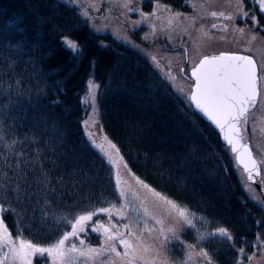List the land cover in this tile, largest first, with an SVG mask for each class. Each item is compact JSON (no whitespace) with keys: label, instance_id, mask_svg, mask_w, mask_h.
<instances>
[{"label":"trees","instance_id":"obj_1","mask_svg":"<svg viewBox=\"0 0 264 264\" xmlns=\"http://www.w3.org/2000/svg\"><path fill=\"white\" fill-rule=\"evenodd\" d=\"M80 8L76 0H0V209L12 237L20 229L48 246L70 231L65 219L119 202L113 166L83 125L82 100L95 81L100 125L120 159L193 215L194 228L179 238L184 246L171 243V258L187 262L193 248L208 264H240L264 242V211L247 197L230 149L141 52L90 28ZM241 23L236 28L246 29ZM145 33L141 27L133 35ZM64 39L82 51L73 56ZM220 227L233 239L198 242L199 233Z\"/></svg>","mask_w":264,"mask_h":264},{"label":"rangeland","instance_id":"obj_2","mask_svg":"<svg viewBox=\"0 0 264 264\" xmlns=\"http://www.w3.org/2000/svg\"><path fill=\"white\" fill-rule=\"evenodd\" d=\"M148 1L131 0L128 3V0H98L91 3L92 0H76V3L81 5L79 11L90 28L97 32H110L119 41L141 52L185 103L189 104L188 96L192 91L191 68L204 56L221 53L252 55L261 75V70L264 69V26L260 20L258 25L254 26L251 19L252 16L257 15L254 9V3L257 4V0H187L186 6L182 0H170L169 3L166 2L167 5H164L163 0H156L152 5ZM245 2H250L252 5H249V10L244 9ZM126 3L127 7L124 6ZM146 7L151 12H146ZM129 9L134 10L129 11ZM84 12L88 13L87 17L83 16ZM212 12L218 15L213 17ZM245 12L249 14L244 19L246 23L248 22V26L241 32L236 25L242 24L240 17ZM140 13L146 14L148 18L142 19ZM153 13L155 15H152ZM219 13H224V16H220ZM229 16L233 19H228ZM255 18L259 19L258 16ZM137 21L141 23L137 24ZM213 24L217 27L213 28ZM141 27L146 28L147 33L144 34L145 37L136 39L133 33ZM152 57L156 59L153 60ZM181 69L184 71L182 72ZM91 82L96 86L93 89L94 99H89L88 82V89L82 100L85 112L84 130L93 148L113 166L115 186L119 194V202L115 206L117 208L124 206L125 219L121 223H129L135 237H139L142 244L151 249L145 254L146 259L154 260V264H179L171 258L170 254L171 243L175 241L165 243L158 230L149 233L142 229L145 221L156 229L160 227L154 224L151 216L164 220L165 231L169 227L175 228L179 238L187 226L174 212L170 214V206L154 194L157 193L156 191L149 185V188H145L143 184L137 183L140 179L128 167H125L118 151L111 148V143L107 140L99 121L97 105L99 84L95 81ZM260 82L261 99L251 112L246 124L245 139L250 142L257 160L264 161V155H262L264 153V78H261ZM84 101L88 102L84 103ZM85 121L88 122L87 126ZM89 133L95 138L94 142ZM238 176L247 197L258 202L264 211V183L263 188L257 190L247 181L239 167ZM121 191L125 193L124 196L120 195ZM145 208L148 210V216H145ZM113 211L115 212V208ZM107 219V216L101 214L94 216L91 223L95 224L97 220L106 222ZM113 220L115 221V217ZM125 234L127 235V232ZM81 238L85 240L84 245H80L76 238L68 244L75 242L79 248H94L99 255L93 253L89 258L81 257L78 253H69L71 264H126L127 258L121 259L114 253L102 251V248L109 243L103 235L88 231L87 234H81ZM261 241L262 245L256 249L257 251L247 254L245 259L240 260V264H264V242L262 239ZM133 243H136L135 238ZM117 250L121 253L124 251L119 245ZM189 253L191 261L187 260L180 264H208V260L195 249L191 248ZM2 256L3 252L0 251V258ZM35 260L34 264H36ZM39 260H42L43 264H50L46 258H39ZM136 264H144V262L137 261Z\"/></svg>","mask_w":264,"mask_h":264},{"label":"snow or ice","instance_id":"obj_3","mask_svg":"<svg viewBox=\"0 0 264 264\" xmlns=\"http://www.w3.org/2000/svg\"><path fill=\"white\" fill-rule=\"evenodd\" d=\"M66 5L72 6V0H62ZM131 0H128L130 3ZM261 13H264V0H257ZM127 7V3L124 5ZM134 9H129L133 11ZM152 15H155L153 13ZM211 15L216 17L218 14L212 12ZM224 16V13H219ZM84 17L88 16L87 12L83 13ZM142 19H147V15L140 13ZM249 16L248 13L241 15V20ZM228 19H233L229 16ZM253 25H258V20L255 16L251 17ZM137 24L141 21H137ZM213 28L217 26L212 25ZM227 26H225L226 28ZM243 32V29H240ZM255 39V37H253ZM65 48L68 49L73 56H77L82 49L79 48L78 42H73L70 39L62 40ZM102 47L106 45L103 41L100 42ZM155 60V57H152ZM183 72L184 69H181ZM191 79L194 80L192 91L188 100L190 105L199 110L222 134L226 147L235 154L236 163L242 165L244 172L247 174L249 181L255 183L260 178V165L264 161H257L248 148L247 144H242V129L241 123H246V114L251 106H255L258 96V80L264 78V69L261 70V75L258 77L257 65L252 57L247 55L221 53L214 56H204L198 64L191 68ZM174 79V77H173ZM95 85L89 81V99H94ZM183 91V89H181ZM88 101H84L87 103ZM94 107V105H93ZM87 121L85 125L87 126ZM89 136L93 139L91 133ZM2 139V137H0ZM111 143V142H109ZM98 147H100L98 145ZM111 148L119 151L115 144H111ZM111 159V157H109ZM127 167V165H125ZM264 183V181H261ZM119 183V181H118ZM137 183L143 184V187L149 188L143 181L138 180ZM151 191V189H149ZM161 200H164L170 206V214L174 212L176 216L184 222L186 226L194 228L193 215L183 206L167 199L159 193H154ZM124 196L123 191L120 192ZM115 208V212L113 211ZM124 206L117 208L115 205L100 208L98 210L81 214L73 220L65 219V223L70 225V231H65L60 239L48 246H41L29 239L24 238L22 230L18 229L17 237L13 238L11 232L3 222V215L7 209H0V251L3 252L0 258V264H34L35 259L46 258L50 264H71L69 253H78L81 257H92L93 253L99 255V252L94 248H79L75 242L68 244L73 238L79 241L80 245L85 244V240L81 238V234H87L88 231L103 235L109 243L102 248L104 252L114 253L116 257L126 260V264H136L137 261H143L144 264H154V260L145 258V254L151 249L144 246L139 237H135L129 223H121L125 219ZM145 216H148V210L144 209ZM101 214L107 216V221L102 222L97 220L92 224L94 216ZM115 217V221L113 220ZM203 219V218H200ZM151 220L155 225L160 227L149 226L145 221L142 231L149 233L159 231L160 236L164 238L165 243L172 241L179 242L184 246V242L179 240L176 234V229L169 227L165 231L163 225L164 220L155 216H151ZM207 223V221H205ZM127 232V235L125 234ZM211 237H221L232 240L227 229L220 227L214 233H199L198 242H202ZM135 238L136 243H133ZM159 239V237H157ZM242 243H247L246 239L242 238ZM117 245L123 248V253L117 250ZM187 247H192L187 245ZM241 254L243 249H240ZM203 255H207L203 253ZM188 261H191V254H188Z\"/></svg>","mask_w":264,"mask_h":264},{"label":"water","instance_id":"obj_4","mask_svg":"<svg viewBox=\"0 0 264 264\" xmlns=\"http://www.w3.org/2000/svg\"><path fill=\"white\" fill-rule=\"evenodd\" d=\"M229 54H238V55H247V54H242V53H229ZM217 55H219V54H217ZM211 56H214V55H211ZM247 56H249V55H247ZM250 57H252V56H250ZM203 59V58H202ZM252 59L255 61V59L252 57ZM256 62V61H255ZM256 65H257V63H256ZM257 72H258V77H259V70H258V65H257ZM190 73H191V71H190ZM191 76V75H190ZM190 82H191V84L192 85H194V80H192L191 78H190ZM259 97H260V79L258 80V96H257V99H256V104H255V106H251L250 107V110H249V112L246 114V121L248 122V118H249V115H250V113L257 107V105H258V103H259ZM191 108H192V110H193V112L196 114V115H198V117L201 119V120H203L204 122H206L207 124H209L213 129H214V131L216 132V134L219 136V138H220V141H221V143L224 145V146H226V143H225V141L223 140V136H222V134L219 132V130L205 117V116H203V114L202 113H200L199 112V110H196L195 108H194V106H192L191 105ZM247 122L246 123H244V122H242L241 123V125H240V127H241V129H242V140L240 141L242 144H247L248 145V148L250 149V151H251V153H252V156L255 158V156H254V152H253V149H252V146H251V144H250V142H248V141H246V139H245V136H246V134H245V130H246V124H247ZM228 148V147H227ZM231 154L233 155V157H234V160H235V162H236V159H235V154H233L232 152H231ZM256 159V158H255ZM237 164V163H236ZM237 166L243 171V173H244V175H245V177H246V179H247V181L251 184V185H253L255 188H257V190H261L262 189V186H263V183L261 182L262 181V179H261V176H262V173H261V167H260V178H259V180L257 181V182H255V183H253V182H251V181H249L248 180V178H247V174L244 172V169H243V166L242 165H238L237 164Z\"/></svg>","mask_w":264,"mask_h":264},{"label":"flooded vegetation","instance_id":"obj_5","mask_svg":"<svg viewBox=\"0 0 264 264\" xmlns=\"http://www.w3.org/2000/svg\"><path fill=\"white\" fill-rule=\"evenodd\" d=\"M259 76H260V74H259ZM260 85H261V82H260ZM260 99H261V92H260ZM260 99H259V102H260ZM251 115V114H250ZM250 117V116H249ZM254 152V151H253ZM262 155H264V153L262 154ZM254 156H255V153H254ZM255 158H256V156H255ZM256 160H257V158H256ZM258 162H259V160H257ZM260 167H261V173H262V176H261V179H262V181H264V164H261L260 165ZM263 188V187H262Z\"/></svg>","mask_w":264,"mask_h":264}]
</instances>
